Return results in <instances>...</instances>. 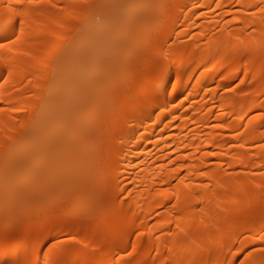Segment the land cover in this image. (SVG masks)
<instances>
[{"label": "bare ground", "instance_id": "1", "mask_svg": "<svg viewBox=\"0 0 264 264\" xmlns=\"http://www.w3.org/2000/svg\"><path fill=\"white\" fill-rule=\"evenodd\" d=\"M0 44V184L71 179L0 190V264H264V0H0Z\"/></svg>", "mask_w": 264, "mask_h": 264}, {"label": "rangeland", "instance_id": "2", "mask_svg": "<svg viewBox=\"0 0 264 264\" xmlns=\"http://www.w3.org/2000/svg\"><path fill=\"white\" fill-rule=\"evenodd\" d=\"M29 141H25L23 144H27ZM57 152H53L50 157H38L37 159L33 160L30 163H27L21 167V173H23L27 168H43L47 166L48 168H52L53 165L61 164L63 157H57ZM5 158V157H4ZM28 165V166H27ZM27 166V167H26ZM30 171V170H28ZM17 174L10 180L3 181L0 184V190L1 192H5L8 199H11L12 202L17 206L16 208L18 210H21L22 208V200L21 198L25 197V194L27 193L28 196H30L29 200L31 201L29 204L31 207H35V204H40V199L42 196L40 195L42 191H46L48 193L49 197L57 196L59 194H66V192L70 189L71 186V179L67 176H60L58 177L59 180H45L42 178H36L29 179V181L26 184L19 185L21 181V175ZM54 178V176H53ZM52 178V179H53ZM57 179V178H56ZM56 181V182H55ZM22 191V193H20ZM22 195V196H21ZM37 199L39 200L37 202ZM0 214H4V209L0 210ZM2 216L0 217V219Z\"/></svg>", "mask_w": 264, "mask_h": 264}, {"label": "snow or ice", "instance_id": "3", "mask_svg": "<svg viewBox=\"0 0 264 264\" xmlns=\"http://www.w3.org/2000/svg\"><path fill=\"white\" fill-rule=\"evenodd\" d=\"M17 2H19V0H17ZM4 47V45L3 44H0V48H3Z\"/></svg>", "mask_w": 264, "mask_h": 264}]
</instances>
